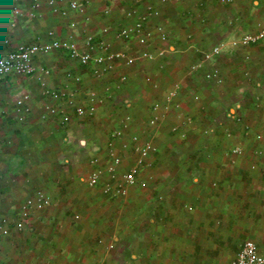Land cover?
<instances>
[{
  "label": "crops",
  "instance_id": "crops-1",
  "mask_svg": "<svg viewBox=\"0 0 264 264\" xmlns=\"http://www.w3.org/2000/svg\"><path fill=\"white\" fill-rule=\"evenodd\" d=\"M11 1L22 14L14 16L11 24L5 18L9 9L0 7V34L8 40L3 51L20 43L47 42L50 31L60 38L73 35L81 49L87 34L119 49L123 44L114 41L113 33L131 22L124 18V11L133 7L143 11V4L134 0H108L111 11L103 15L101 0H79L86 3L84 13L71 11L61 17L42 3L31 18L26 13L30 0ZM154 4L173 47L163 58L120 64L114 72L96 78L58 50L36 56L33 74H11L0 81V221L5 220L9 228L0 238V264H219L220 253L232 254L242 240L264 236V40L248 47L227 46L213 62L223 79L219 85L205 80L204 70L189 71L201 51L250 32L232 31L250 27L248 17L254 10L263 13L264 1ZM65 5L66 1L61 3ZM263 18L264 13L258 21ZM258 21L252 20V31ZM103 27L109 31L102 33ZM137 47L133 43L130 49ZM73 75L81 77L80 83L73 81ZM120 75L126 80L117 87ZM42 83L65 96L49 99ZM174 83L181 86L173 102L179 106L164 111V96ZM106 87L110 96L92 116H75L74 107L85 104L87 92L102 96ZM23 95L27 110L19 115L16 100ZM156 101L165 117L149 126L147 119ZM46 103L68 111L70 121L62 123L48 114L42 117ZM223 107L229 111L220 119L216 110ZM128 114L129 129L115 143V149L125 155L121 169L133 161L125 150L132 134L151 140L155 136L153 141L162 147L174 125L195 141L194 162L188 163L186 150L179 152L177 163L164 161L160 168L151 169L152 181L147 175L146 190L136 184L127 197L108 198L78 175L86 176L93 169V157L105 163L109 133ZM187 116L192 123L185 126ZM235 116L240 118L233 127ZM229 128L237 133L230 134ZM233 146L243 149L237 157L230 153ZM38 190L49 197V203L40 210L31 209L24 227L16 229L21 205ZM228 257L230 264L232 256Z\"/></svg>",
  "mask_w": 264,
  "mask_h": 264
},
{
  "label": "built area",
  "instance_id": "built-area-1",
  "mask_svg": "<svg viewBox=\"0 0 264 264\" xmlns=\"http://www.w3.org/2000/svg\"><path fill=\"white\" fill-rule=\"evenodd\" d=\"M66 1L65 6L61 3ZM104 2L102 14H110L108 0ZM168 0H134L135 4H143V11L138 12L135 7L125 10L123 16L131 22L119 26L113 33L114 41L120 42L123 46L119 49H112L111 42L106 40L96 39L93 34H87L84 37V49H81L75 41L73 35H68L66 38L56 36L54 31H50L51 39L47 42L20 43L14 48L3 51L5 44L8 42L4 34H0L3 41L0 43V81L7 75H31L36 71V66L33 59L38 55H46L53 51H63L70 59L75 60L79 65L90 69L91 74L100 78L107 73L114 72L120 64L126 66L135 65L140 61H153L163 58L166 54L173 50L169 42V32L165 23L158 20L161 16L160 9L154 2L165 3ZM180 1V0H173ZM204 1V0H201ZM235 0H220L223 4L232 3ZM264 1V0H263ZM42 3H45L50 11L61 17L67 16L71 11L84 13L86 3L79 0H30V6L27 15L31 18L36 16ZM0 7L9 9L5 16L6 20L12 24L13 17L22 14V9L11 0H0ZM108 27L101 29L102 33H107ZM264 40V18L258 21L254 31L245 32L237 37H233L228 41H220L213 44L207 50L200 52V56L189 66L191 73L203 71V77L207 81H213L215 84H221L223 79L220 71L213 65L216 57L223 53L227 46L232 48L248 47L256 45ZM138 45L137 49L131 50V45ZM206 65H211L208 69H204ZM44 74H48V69L41 68ZM73 81L80 83L79 75L72 76ZM126 76L120 75L117 80V87L120 83L125 82ZM43 85V94L51 100L57 101L65 96V93L53 90ZM180 84L174 85L166 92L162 108L168 110L171 105L178 107L179 104L173 103L178 94H180ZM110 96L109 88L106 87L105 95H97L93 91L86 93L85 104L75 105L74 114L76 117L82 118L92 116L99 105L105 102V99ZM195 100L199 98L197 94L193 97ZM27 96L23 95L16 100V113L24 110V101ZM264 105V101L262 103ZM159 102H154L151 106L153 111L152 116L147 119L149 126H156L165 115L160 114ZM27 110V108H25ZM42 117L46 115L58 116L62 123L70 121L71 115L62 107L44 104ZM163 111V112H164ZM21 119V116H19ZM131 116L125 115L120 124L112 129L109 133V141L107 142L106 161L101 164L98 157H93L90 160L93 169L84 177L85 182L89 187H98L100 192L106 196L118 198L126 194L127 188L139 184L141 187H146V180L140 178V173L149 168L151 165L149 156L158 151L157 145L151 139H141L139 134L130 136L131 153L133 155L132 164L124 171L120 170L122 165V157L115 149V143L122 139L127 130ZM192 123L191 117L187 116L183 119L185 126ZM171 131L178 133L179 137H185V131L179 128L178 125L171 127ZM208 133V129L203 130ZM229 133L227 132V135ZM260 139V135H257ZM242 150L239 146H233L230 153L233 155L241 154ZM255 150V154H258ZM49 203V197L41 190L35 192L33 197L24 201L20 209V218L14 224L16 229H22L29 218L31 209L40 210ZM9 232L8 225L5 220L0 221V238L7 235ZM230 264H264V254L260 253L256 243L252 240H244L236 252L235 256L230 260Z\"/></svg>",
  "mask_w": 264,
  "mask_h": 264
},
{
  "label": "rangeland",
  "instance_id": "rangeland-1",
  "mask_svg": "<svg viewBox=\"0 0 264 264\" xmlns=\"http://www.w3.org/2000/svg\"><path fill=\"white\" fill-rule=\"evenodd\" d=\"M84 1V0H83ZM249 3H251V0H248V4ZM252 14L250 15V17H248V18H250V20H247L246 22L249 24V26L250 27H248V28H246V27H243L242 29H237V28H233V33L236 31L237 33H235V34H238V33H240V32H242V31H252V20H256V21H258L261 17H262V15H263V13H264V11H263V13L261 12V11H256V10H254V11H252L251 12ZM246 25V24H245ZM224 33H225V31H223ZM218 36V35H217ZM193 83H194V81H193ZM256 85V84H255ZM191 87H193V85H192V81H191V85H190ZM197 94H199V93H197ZM231 99L232 100H237V97L236 96H231ZM229 111V107H223V108H217V110H216V116H220V119L222 118H224L225 116H226V113ZM234 115V114H233ZM239 116H235V118H232V120H233V127H235L236 125H234V122H237L238 120H239ZM238 119V120H237ZM230 129V131H229V133L230 134H236L237 132H236V130H234L233 128H229ZM138 133V132H137ZM141 134V133H140ZM142 135V134H141ZM185 135H186V133H185ZM179 136V135H178ZM167 138H168V141H165L164 143H163V146L161 147V146H158V149H160L159 151L160 152H155V153H152V154H150V156H149V160H150V163H151V165L149 166V168L148 169H145V170H143L141 173H140V176L141 175H143L142 177H141V179H147L146 178V176L147 175H150V180H149V182L150 181H152L151 180V178H152V175H153V172H151L152 170V168H156V166L158 167V168H160L161 167V162H164L165 161V163H177L178 161H180V159L178 160V157L181 155L180 153L181 152H183V151H187V154H188V157H189V162L188 163H193L194 162V156H195V153H194V144H195V141L192 139V138H186V136L184 137V138H177L176 136H174L173 135V133L172 132H168L167 133ZM153 139L155 140V139H157V137L155 138V136L153 137ZM152 139V140H153ZM182 139V140H181ZM236 140H238V138H236ZM240 141V140H239ZM154 143H157L156 141L154 142ZM126 145H125V150H126V156H133L132 155V153H131V149H130V142H126L125 143ZM240 147V146H239ZM241 148V147H240ZM242 151H243V149H241ZM180 152V153H179ZM242 153V152H241ZM120 155H121V157L122 158H124V153H119ZM238 155H240V154H237L235 157H237ZM254 155H257V154H255L254 153ZM105 159H106V157H105ZM101 161V160H100ZM102 162L103 161H101V164H102ZM132 164V163H131ZM130 164V165H131ZM130 165H128V167L130 166ZM122 167V166H121ZM127 167V168H128ZM126 168V169H127ZM126 169H121L120 168V170H122V171H124V170H126ZM80 178H82V180L84 181V177H85V175H84V173L82 172L80 175H78ZM158 180V179H157ZM135 186V185H134ZM133 186H131V187H128L127 188V192H126V194L124 195V196H122V198H124V197H127L128 195H129V192H130V190H131V188H132ZM148 187V185L146 186V187H144V188H141V189H145L146 190V188ZM99 192H100V190H99ZM101 193V192H100ZM102 194V193H101ZM103 196H105V197H108V198H114V197H110V196H106V195H104V194H102ZM119 198V197H118ZM121 198V197H120ZM250 239H252L253 241H257V245L259 246V248L261 249V250H263L264 249V236H250L249 237ZM244 240H242V242H243ZM242 244V243H241ZM241 246V245H240ZM240 248V247H239ZM239 248L235 251V252H233L232 254L231 253H229V252H227V251H225V252H222V253H220L219 254V257H221L222 259H221V262H219V264H228L227 263V261H228V259H229V255L230 256H232V257H234L235 256V254H236V252L239 250ZM261 253H264V252H261ZM232 257H231V259H232Z\"/></svg>",
  "mask_w": 264,
  "mask_h": 264
}]
</instances>
